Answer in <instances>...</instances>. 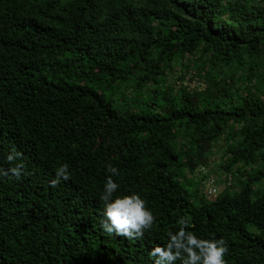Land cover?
Instances as JSON below:
<instances>
[{"label": "trees", "instance_id": "1", "mask_svg": "<svg viewBox=\"0 0 264 264\" xmlns=\"http://www.w3.org/2000/svg\"><path fill=\"white\" fill-rule=\"evenodd\" d=\"M178 71L205 87H170ZM17 164L0 264H153L182 215L227 264H264V0H0V168ZM109 166L154 212L142 240L100 228Z\"/></svg>", "mask_w": 264, "mask_h": 264}, {"label": "clouds", "instance_id": "2", "mask_svg": "<svg viewBox=\"0 0 264 264\" xmlns=\"http://www.w3.org/2000/svg\"><path fill=\"white\" fill-rule=\"evenodd\" d=\"M22 156L23 153L13 146L5 159L11 163ZM107 171L111 175L107 177L99 197L103 204L100 220L102 232L108 236L116 235L130 240H142L145 233L152 229L156 219L153 210L139 192H119L120 184L113 179L114 176L119 175L115 166H109ZM22 172V164L6 170L0 168V175L11 174L17 180L22 178ZM69 178V165L64 163L56 169V177L50 184L55 187L61 179ZM214 179L217 182L216 178ZM204 191L209 198L219 194L218 187L215 194H209L206 179ZM193 227L191 217L180 216L176 220V230H169L167 240L162 245L157 243L149 252V256L153 258V264H176L177 261L179 264H227L226 254L229 252L227 241L223 237L215 236L202 238L192 230Z\"/></svg>", "mask_w": 264, "mask_h": 264}, {"label": "rangeland", "instance_id": "3", "mask_svg": "<svg viewBox=\"0 0 264 264\" xmlns=\"http://www.w3.org/2000/svg\"><path fill=\"white\" fill-rule=\"evenodd\" d=\"M176 76L178 78L180 77L179 80H177L178 78ZM167 83H168V85L170 87H179L181 84L187 85V86H189L192 89H194V88H204L205 87V85L203 83V80L198 78L197 76H195L193 72L188 73V72H180V71H178V72H176L175 75H172V74L170 75L169 74L167 76ZM142 100H144V99H142ZM216 151H217V153H219V152L222 153L223 148L219 147V148H217ZM220 160H221L220 156L219 155H215L214 158H213V165H211V168H206V172L205 173L197 174L198 178L201 177V175H204V174H206L208 176L209 175H213L216 178L217 187L219 189V192H221L226 187V184L228 183L225 173L222 172V170L219 169V167H218V163H219ZM202 189L204 190L203 185H202Z\"/></svg>", "mask_w": 264, "mask_h": 264}, {"label": "built area", "instance_id": "4", "mask_svg": "<svg viewBox=\"0 0 264 264\" xmlns=\"http://www.w3.org/2000/svg\"><path fill=\"white\" fill-rule=\"evenodd\" d=\"M205 170V168H201V171ZM206 185L208 187L209 194L213 195L217 192L216 182L213 177H208L206 179Z\"/></svg>", "mask_w": 264, "mask_h": 264}]
</instances>
